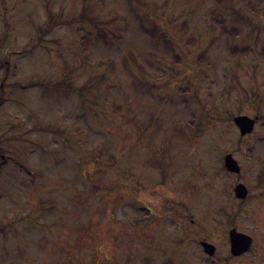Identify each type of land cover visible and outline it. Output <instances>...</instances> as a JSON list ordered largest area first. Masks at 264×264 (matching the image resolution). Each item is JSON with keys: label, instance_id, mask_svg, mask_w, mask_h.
<instances>
[{"label": "rangeland", "instance_id": "rangeland-1", "mask_svg": "<svg viewBox=\"0 0 264 264\" xmlns=\"http://www.w3.org/2000/svg\"><path fill=\"white\" fill-rule=\"evenodd\" d=\"M263 49L264 0H0V264H264Z\"/></svg>", "mask_w": 264, "mask_h": 264}, {"label": "water", "instance_id": "water-1", "mask_svg": "<svg viewBox=\"0 0 264 264\" xmlns=\"http://www.w3.org/2000/svg\"><path fill=\"white\" fill-rule=\"evenodd\" d=\"M233 122L237 126L240 135L248 134L252 131L254 126V118H251L246 115H236L233 117ZM224 167L232 172L239 171V165L236 160L232 157L231 153H227L223 159ZM234 194L237 197L244 198L246 195V188L238 183L234 187ZM229 243H230V251L234 256L240 255L241 253L246 252L251 244V237L236 231L234 228L229 230ZM203 250L206 254L211 256L214 252L215 247L208 243L202 242Z\"/></svg>", "mask_w": 264, "mask_h": 264}, {"label": "flooded vegetation", "instance_id": "flooded-vegetation-1", "mask_svg": "<svg viewBox=\"0 0 264 264\" xmlns=\"http://www.w3.org/2000/svg\"><path fill=\"white\" fill-rule=\"evenodd\" d=\"M228 239H229V232H228ZM203 241H200V245L202 246V243ZM214 246V245H213ZM215 247V246H214ZM202 249H203V246H202ZM204 251V250H203ZM214 251H215V249H214ZM229 252H230V254H231V251H230V243H229ZM214 253V252H213Z\"/></svg>", "mask_w": 264, "mask_h": 264}, {"label": "trees", "instance_id": "trees-1", "mask_svg": "<svg viewBox=\"0 0 264 264\" xmlns=\"http://www.w3.org/2000/svg\"><path fill=\"white\" fill-rule=\"evenodd\" d=\"M262 54H263V56H264V49L262 50ZM25 169L27 170V168L25 167Z\"/></svg>", "mask_w": 264, "mask_h": 264}]
</instances>
